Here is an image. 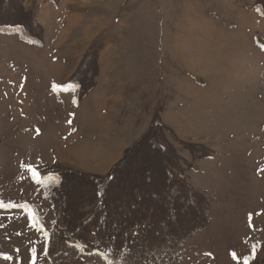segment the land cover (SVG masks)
Masks as SVG:
<instances>
[{
    "label": "rangeland",
    "instance_id": "374dc122",
    "mask_svg": "<svg viewBox=\"0 0 264 264\" xmlns=\"http://www.w3.org/2000/svg\"><path fill=\"white\" fill-rule=\"evenodd\" d=\"M0 36L89 94L69 132L0 73V264H264V0H0Z\"/></svg>",
    "mask_w": 264,
    "mask_h": 264
},
{
    "label": "crops",
    "instance_id": "0c3cea01",
    "mask_svg": "<svg viewBox=\"0 0 264 264\" xmlns=\"http://www.w3.org/2000/svg\"><path fill=\"white\" fill-rule=\"evenodd\" d=\"M8 32V31H7ZM5 35L4 37H8L11 36L10 38H8L11 42L14 41L13 38L14 35L12 34H3ZM16 36V40H18L17 42H15L16 44H21L23 45L25 42L20 40L19 36ZM2 38V36H0ZM25 46V47H24ZM23 47L21 46V48H26L24 49V53H28L29 51L27 49H29V47L31 48V50H34L36 52H38V48L34 45H32L31 43L27 42ZM9 48H8V43L5 41L4 43L1 42L0 45V73L1 74H6L8 73L7 76H12L13 80H11V82L13 81V84L16 86H19V89H21L22 95L23 97L21 98L22 100L29 101L32 103H35V105H38L39 108L41 106H44L45 111H41L40 113L37 115V118H69V132H74L77 130L78 125L77 122L75 121L76 118H80L79 111H82V107L83 105L86 103H88V95L86 93L85 95V99L82 98L77 99V89L74 87H69L71 83H69L68 81L66 82H59V79L56 77H48L45 78L43 77V75H54L55 72L57 71V68H55L57 65H55V61L58 60V57H52V61L51 63V67H45L42 64H40L39 68H35L36 66L34 64L36 63H31V61H28V55L24 56L25 57V61L22 59H17V58H12L13 55H9ZM77 56V54H75V57ZM7 64V65H6ZM7 69V70H6ZM34 69L35 72H42L41 77L38 78H33L32 75H30V73H34ZM71 71L69 70V73ZM58 73H60L59 68H58ZM68 73V74H69ZM29 75V76H28ZM71 74H69L70 76ZM4 76V75H3ZM48 81V85L47 87L44 86V83ZM10 82V81H9ZM24 89V90H23ZM165 89H168L165 88ZM29 90V91H28ZM102 89H99L98 91H100ZM101 92V91H100ZM102 95V93H101ZM104 97H107V89L105 91V94L103 93ZM47 105H54V109L51 112V116H49V114L46 116V106ZM95 106H93L94 109ZM92 108H90L91 110ZM89 109L87 111H90ZM39 122L41 124H44V120L42 119L41 121L39 120ZM97 142V141H96ZM90 151V150H89ZM91 154H94V152L90 151Z\"/></svg>",
    "mask_w": 264,
    "mask_h": 264
},
{
    "label": "snow or ice",
    "instance_id": "6c2138e0",
    "mask_svg": "<svg viewBox=\"0 0 264 264\" xmlns=\"http://www.w3.org/2000/svg\"><path fill=\"white\" fill-rule=\"evenodd\" d=\"M27 167H28V169H29L30 171H32L33 176H34V178H35V177L37 176V173L35 172V170L32 168L31 165H28ZM40 230H41V231L44 230V229H43V225H41ZM0 257H2V258L5 259V260H12V259H13L12 256L7 255V254H4V253H0ZM233 257L236 258V254H235V253H233ZM33 264H34V261H33Z\"/></svg>",
    "mask_w": 264,
    "mask_h": 264
}]
</instances>
